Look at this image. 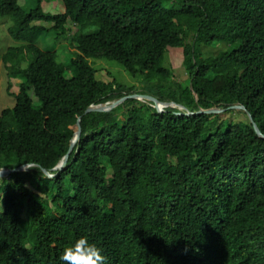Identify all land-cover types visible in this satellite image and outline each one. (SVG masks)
Segmentation results:
<instances>
[{"label": "trees", "instance_id": "trees-1", "mask_svg": "<svg viewBox=\"0 0 264 264\" xmlns=\"http://www.w3.org/2000/svg\"><path fill=\"white\" fill-rule=\"evenodd\" d=\"M43 1L52 0L26 10L0 0L9 36L23 43L1 56L23 81L0 112V168L56 173L32 166L0 178V264H62L82 235L107 264H264V138L247 116L264 134V0H60L55 13ZM47 31L72 41L67 64L38 46ZM215 43L230 47L201 53ZM169 47L181 48L183 81L164 64ZM89 58L156 87L98 80ZM132 93L225 110L184 115L131 98L84 113ZM78 117L79 139L52 169Z\"/></svg>", "mask_w": 264, "mask_h": 264}, {"label": "rangeland", "instance_id": "rangeland-1", "mask_svg": "<svg viewBox=\"0 0 264 264\" xmlns=\"http://www.w3.org/2000/svg\"><path fill=\"white\" fill-rule=\"evenodd\" d=\"M18 4L29 10L35 6L34 0H18ZM62 2L60 0L43 1L41 3L42 9L44 11L59 12L63 9ZM43 25L50 27V23L42 22ZM11 25L10 17L0 16V112L2 109L7 107H12L15 103L13 94L19 90L20 83L23 81L22 78L11 77L8 75V71L2 62L1 56L4 51L9 47L20 46L23 43L21 41H15L8 34V28ZM70 28V34H75L78 32V26L72 22H68L66 25ZM45 35L38 42V46L45 50L54 51L57 56V60L67 64L74 51L73 43L70 38L66 35L64 37L57 38L52 32L47 31ZM223 43H215L210 46H201V53L203 55H214L218 53L219 50L228 49ZM164 55V64L172 67V78L175 80H185L187 79V74L183 70L181 60V48L169 47ZM92 61L93 67L96 70L95 77L101 81H110L115 78L118 82L133 87L137 92L147 91L149 89H154L156 87L155 81H147L142 73L137 75L130 74L121 64L114 60L106 58H89ZM27 61H22L21 66L25 67ZM65 75L69 77L71 72L65 71ZM11 78H9V77ZM27 92L31 97L34 104L36 103V98L32 94V88L27 86ZM1 178V177H0Z\"/></svg>", "mask_w": 264, "mask_h": 264}, {"label": "water", "instance_id": "water-1", "mask_svg": "<svg viewBox=\"0 0 264 264\" xmlns=\"http://www.w3.org/2000/svg\"><path fill=\"white\" fill-rule=\"evenodd\" d=\"M138 99L141 101H147L149 103L152 104V106L158 110V111H163L165 107H176L178 110H180L181 112H179V114H184V115H193V114H200V113H221L223 112L225 109L224 108H220V107H210V108H201L195 112H191L188 109H186L183 105L181 104H177V103H173V102H162L159 99H157L154 96L148 95V94H138V93H132V94H127L124 95L122 97L116 98V99H112V100H107L103 103H98V104H90L85 110L84 113H88V112H98V111H106L109 110L119 104H121L122 102H124L127 99ZM231 107L234 108H243V106H240L238 104H234ZM248 118L250 119V121L252 122L254 131L256 132V134L262 138H264V134H262L258 127L256 126V124L254 123V121L252 120V117L249 113H247ZM79 132H80V117L77 118L74 127H73V135L72 138L70 139L69 142V146L67 149V152L63 155V157L56 163V165L52 168V169H58L61 170L64 165L66 164V161L68 159V156L70 154V152L72 151L74 145L76 144V142L79 139ZM32 166H38L40 167V170L47 175L48 177H53L55 176L56 173H50L48 170L44 169L43 167L39 166V165H35V164H22L19 165L15 168H0V177H4L9 175L12 172L15 171H24L26 169H28L29 167Z\"/></svg>", "mask_w": 264, "mask_h": 264}, {"label": "clouds", "instance_id": "clouds-1", "mask_svg": "<svg viewBox=\"0 0 264 264\" xmlns=\"http://www.w3.org/2000/svg\"><path fill=\"white\" fill-rule=\"evenodd\" d=\"M2 199L3 196L0 201ZM2 211V204H0V212ZM61 260L62 264H107V258L102 249L83 235L63 250Z\"/></svg>", "mask_w": 264, "mask_h": 264}, {"label": "crops", "instance_id": "crops-1", "mask_svg": "<svg viewBox=\"0 0 264 264\" xmlns=\"http://www.w3.org/2000/svg\"><path fill=\"white\" fill-rule=\"evenodd\" d=\"M62 6H63V5H62ZM62 10H63V9H62ZM62 10H61V11H62Z\"/></svg>", "mask_w": 264, "mask_h": 264}]
</instances>
